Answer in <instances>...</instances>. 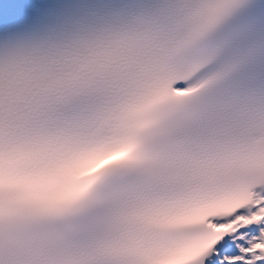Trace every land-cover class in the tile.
<instances>
[{"label": "snow or ice", "instance_id": "obj_1", "mask_svg": "<svg viewBox=\"0 0 264 264\" xmlns=\"http://www.w3.org/2000/svg\"><path fill=\"white\" fill-rule=\"evenodd\" d=\"M243 3L0 55V264H264V108L200 100L224 75L200 45Z\"/></svg>", "mask_w": 264, "mask_h": 264}, {"label": "clouds", "instance_id": "obj_2", "mask_svg": "<svg viewBox=\"0 0 264 264\" xmlns=\"http://www.w3.org/2000/svg\"><path fill=\"white\" fill-rule=\"evenodd\" d=\"M69 180L72 179L71 176L68 177ZM156 264H167V260L165 258V256L163 254H160L157 261H156Z\"/></svg>", "mask_w": 264, "mask_h": 264}]
</instances>
